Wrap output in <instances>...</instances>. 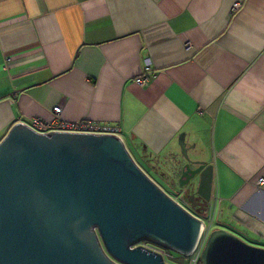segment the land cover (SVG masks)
Wrapping results in <instances>:
<instances>
[{
    "label": "crops",
    "instance_id": "crops-1",
    "mask_svg": "<svg viewBox=\"0 0 264 264\" xmlns=\"http://www.w3.org/2000/svg\"><path fill=\"white\" fill-rule=\"evenodd\" d=\"M56 105L117 126L167 193L203 164L200 216L264 243V0H0V141Z\"/></svg>",
    "mask_w": 264,
    "mask_h": 264
},
{
    "label": "water",
    "instance_id": "water-1",
    "mask_svg": "<svg viewBox=\"0 0 264 264\" xmlns=\"http://www.w3.org/2000/svg\"><path fill=\"white\" fill-rule=\"evenodd\" d=\"M206 171L183 168L178 183L190 203ZM202 226L116 134L40 133L20 121L0 141V264H169L130 245L148 239L189 255ZM199 264H264V246L214 228Z\"/></svg>",
    "mask_w": 264,
    "mask_h": 264
},
{
    "label": "built area",
    "instance_id": "built-area-1",
    "mask_svg": "<svg viewBox=\"0 0 264 264\" xmlns=\"http://www.w3.org/2000/svg\"><path fill=\"white\" fill-rule=\"evenodd\" d=\"M240 6L239 3H234L232 5L233 10L238 9ZM150 61L146 59L145 67L143 71L135 78V81L144 86L147 84L148 76L150 73ZM62 112V107L60 105H56L52 109V117L51 119H42L40 117H32L29 122L26 124L32 128L33 130L40 133H48L51 131H67V132H88V133H113L119 136V128L117 126H110L95 123L93 121L83 119L77 121H66L60 118V113ZM120 137V136H119ZM264 182L263 177H259L257 180V184H262ZM171 198H173L181 207H183L189 213L202 218L203 226L201 229L200 237L193 251L189 255L180 254V258L186 260V264H199L200 256L202 249L204 247L205 241L208 237V234L211 230L212 220L210 218H204L197 213H195L191 205L187 202L186 197L183 192H178L176 194H170ZM136 246H143L145 248L151 249L154 252H157L161 255L164 262L172 264L171 260L175 259V255L173 254V250L159 245L148 239H141L130 245V248H134Z\"/></svg>",
    "mask_w": 264,
    "mask_h": 264
},
{
    "label": "rangeland",
    "instance_id": "rangeland-1",
    "mask_svg": "<svg viewBox=\"0 0 264 264\" xmlns=\"http://www.w3.org/2000/svg\"><path fill=\"white\" fill-rule=\"evenodd\" d=\"M132 155H133V157L135 158H133L134 160H135V162L137 163V161L138 162H142L133 152H132ZM137 160V161H136ZM138 164V163H137ZM142 164V163H141ZM139 166H140V164H138ZM142 166V165H141ZM140 166V167H141ZM141 169L145 172V170L143 169V167H141ZM149 174L152 176V178L153 179H155L156 178V180H158V178H157V176L156 175H154L153 173H151V172H149ZM149 176V175H148ZM151 178V177H150ZM160 183L163 185V187L164 188H168L167 186H165V184L163 183V182H161L160 181ZM176 193H178L177 191H172V188L170 189V193L169 194H176ZM211 219V218H210ZM212 224H211V230L212 229H214V228H220V226L219 225H217V220H218V218H217V214L214 212V214L212 215ZM222 228H224V227H222ZM232 228H230V230H231ZM210 230V231H211ZM234 232H237L235 229H232ZM238 236H240L242 239H244L245 241H247L248 243H250V244H253V245H257V246H259V244H264V243H261L260 242V240H258L257 241V239H256V236L255 235H238ZM260 246H264V245H260ZM173 252V254L175 255V259H173V260H171V263L172 264H183V261H181V258H180V253H178V252H176V251H172Z\"/></svg>",
    "mask_w": 264,
    "mask_h": 264
},
{
    "label": "flooded vegetation",
    "instance_id": "flooded-vegetation-1",
    "mask_svg": "<svg viewBox=\"0 0 264 264\" xmlns=\"http://www.w3.org/2000/svg\"><path fill=\"white\" fill-rule=\"evenodd\" d=\"M207 204H208V203H206L205 208H206ZM191 208H192V210H193L195 213H197L198 215H200L199 212H201V208H200L198 205H195V203H191ZM205 208H204V209H205Z\"/></svg>",
    "mask_w": 264,
    "mask_h": 264
},
{
    "label": "trees",
    "instance_id": "trees-1",
    "mask_svg": "<svg viewBox=\"0 0 264 264\" xmlns=\"http://www.w3.org/2000/svg\"><path fill=\"white\" fill-rule=\"evenodd\" d=\"M181 261H183V264H186V260L185 259L182 258Z\"/></svg>",
    "mask_w": 264,
    "mask_h": 264
},
{
    "label": "clouds",
    "instance_id": "clouds-1",
    "mask_svg": "<svg viewBox=\"0 0 264 264\" xmlns=\"http://www.w3.org/2000/svg\"><path fill=\"white\" fill-rule=\"evenodd\" d=\"M169 194V193H168Z\"/></svg>",
    "mask_w": 264,
    "mask_h": 264
}]
</instances>
